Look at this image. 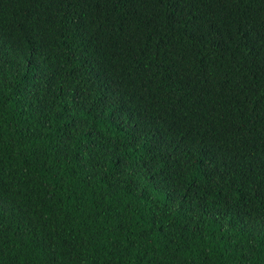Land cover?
I'll list each match as a JSON object with an SVG mask.
<instances>
[{
	"label": "trees",
	"instance_id": "1",
	"mask_svg": "<svg viewBox=\"0 0 264 264\" xmlns=\"http://www.w3.org/2000/svg\"><path fill=\"white\" fill-rule=\"evenodd\" d=\"M0 264H264V0H0Z\"/></svg>",
	"mask_w": 264,
	"mask_h": 264
}]
</instances>
